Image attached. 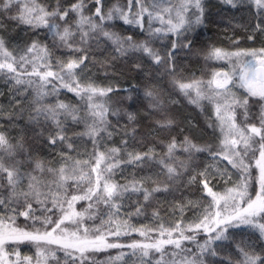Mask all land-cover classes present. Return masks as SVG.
Masks as SVG:
<instances>
[{"label": "snow or ice", "instance_id": "1", "mask_svg": "<svg viewBox=\"0 0 264 264\" xmlns=\"http://www.w3.org/2000/svg\"><path fill=\"white\" fill-rule=\"evenodd\" d=\"M238 2L221 0V3L233 8L237 7ZM249 2L264 11V0ZM89 4L94 11L88 7ZM204 13V0H126L124 4L117 3L107 9L103 0H75L66 8L57 0L54 9L45 7L38 0H0V30L5 28L3 17H6L18 25L27 26L33 32L46 29L53 47L82 53L76 58L57 59L55 67L59 70L54 71L53 52L47 43H42L38 38L32 39L19 49L18 54H13L4 36L0 35V79L8 84L10 93L8 106L0 105V120L21 128L16 137H9L6 130H0V264H32L33 257L21 258L19 246L24 244L35 245L36 256L45 259L47 257L43 246L57 245L58 250L64 253L65 264H96L93 253L125 248L130 250L129 256L139 255L142 264H152V259H144L152 251L160 254L156 264H215L209 258L216 257L217 249L230 239L242 257L236 264H264V257L249 251L242 241H235L229 232L232 228L247 226L258 231L261 238H264V48L231 53L212 48L209 52L207 58L214 59L251 57L239 72V87L245 89V94L241 96H236L228 88L232 81L227 74L218 80L216 77L222 74L215 73L206 84L195 79L185 82L177 75L176 53L177 50H192L193 39L190 36L204 25ZM113 21H122L124 25L138 28L147 33V38L136 40L133 35L111 31L113 25L109 22ZM254 31L264 33V20L254 25ZM100 36L113 45L116 53L113 59L130 53H141L154 65L172 75L174 86L190 97L191 103L199 105L201 100H207L213 104L216 124H210L209 127H216L221 133L218 148L213 151L210 146H198L186 136L179 144L173 138L167 144L163 156H159L151 147L143 152L129 151L127 139L121 141L122 147L100 151L101 141L105 137L110 139L115 130H110L111 125L107 119L109 109L95 103L93 98L106 96L113 88H99L91 83L82 85L76 79L75 71L88 59L89 42ZM169 36L174 37L170 41V48L161 51L152 46L153 41H163ZM248 38L253 39V36L249 35ZM133 67L137 71L144 70L140 62L134 63ZM54 81H59V87L74 92L85 101V115L81 116L78 108L64 102H44L45 97L58 93ZM29 91L32 93L30 100ZM144 95L150 99V107L162 110L163 102L157 92L147 90ZM26 101L27 106L21 107ZM257 108L258 111L254 110ZM111 114L119 115V112ZM125 115L128 123L124 135L135 138L137 114L126 112ZM69 120L74 125L82 122L85 124V131L74 135L87 136L93 146L89 160H74L71 165L68 164L72 159L69 153L75 151L76 140L69 135ZM20 121H23L22 126ZM173 123L174 120L166 114L164 119L156 121L159 128H169ZM0 129H3L2 124ZM177 148L188 153L189 160L195 153L207 151L214 162L209 167L227 161L228 165L237 170L239 179L233 187L221 194L210 186L214 176L208 167L191 175L189 184L199 182L210 200L201 216L186 226L177 222L172 227L160 224L157 229L134 228L125 220L116 224L115 228L102 230L98 226L90 234L89 228L82 224L83 213L73 208L77 201H92L95 198L96 203H103L110 210H115L113 214H116L121 206L117 201L125 197L131 200L133 196H142L143 204L137 199L135 212L132 213L141 215L154 193L168 191L169 184L165 182L162 186L148 188L145 183L150 178H133L125 185H117L111 182L114 169L121 163L139 166L155 161L166 174L167 180L171 181L179 175L175 166ZM45 149H59L64 163L59 168L48 166L39 158V153ZM121 152L125 153L127 160L121 159ZM179 168L187 169L188 164L181 161ZM224 172H227L226 167L221 174ZM45 175L53 179H42ZM197 177H200L199 181ZM69 181L75 183L69 185ZM85 181L86 187H82ZM152 182L155 184L154 180ZM253 185L257 188L254 198L249 192ZM67 187H74L76 193L69 195ZM34 204L38 207L34 208ZM189 204L199 206L194 201H189ZM88 207L91 208L92 204L89 203ZM37 211L41 215L38 216ZM57 212L60 215L53 220ZM19 216L32 222L31 230L15 226ZM153 216L159 217V212L154 211ZM66 222L74 225V228L69 229L65 226ZM49 226H52L51 230H48ZM41 228L44 230L41 231ZM122 228L126 231H121ZM150 231H157L158 236L149 237ZM130 232H138L151 242L133 241L124 244L108 239L109 236L119 238ZM200 233L206 236L202 243L197 240ZM184 241L194 244L195 250L185 247ZM6 245L16 247L9 253L5 250ZM168 246H172L171 250ZM10 255L16 259H9ZM50 255L59 264L55 251L50 252ZM125 255L121 252L115 259L122 260ZM37 264H40L39 259Z\"/></svg>", "mask_w": 264, "mask_h": 264}, {"label": "trees", "instance_id": "2", "mask_svg": "<svg viewBox=\"0 0 264 264\" xmlns=\"http://www.w3.org/2000/svg\"><path fill=\"white\" fill-rule=\"evenodd\" d=\"M38 2L49 9H54L57 5V0H38ZM59 2L62 7L66 8L75 2V0H59ZM103 2L105 9H107L117 3L124 4L126 0H103ZM204 4L205 22L204 25L197 28L190 36L193 39L192 50H177L176 53L177 75L185 82L195 79L206 84L212 80L213 75L219 69V65L214 58H207L212 48H220L230 52L248 48H264V34L254 31V25L259 23L258 19L252 17L249 20H245L241 15L236 14V12L232 13L230 8L223 6L216 0H206ZM88 7L94 11L91 4ZM3 20L5 28L0 30V35L4 36L8 42L7 47L13 54H18L19 49L23 48L26 43L38 38L42 43H47L52 49L54 71L59 70L55 67L57 59L67 60L82 55V53H72L67 48L53 47L51 37L47 35L46 29H38L36 32H33L27 26L18 25L15 21H10L6 17H3ZM109 23L113 25L110 29L111 31L122 35H133L136 40L147 38L146 32H141L138 28L124 25L122 21ZM157 26L159 25L157 24ZM249 35H252L253 39H249ZM172 39L174 37L169 36L163 41L155 40L152 46L164 51L166 48H170V41ZM114 56H116V53L111 42L100 36L89 42L88 59L84 65H81L83 71L76 72V77L82 85L91 83L99 88H113V91L106 96H96L93 98L95 103L102 104L109 109L107 119L111 125L110 130H115L110 139L105 137L101 141L99 150L103 149V151H107L112 147H122L121 141L127 139L129 151L143 152L151 147L155 149L159 156H163L167 151V144L173 138L179 144L184 141L186 136L198 146H210L213 151L218 148V136L209 127L212 114L210 106L205 102H200L199 105L191 103L190 97L185 96L174 86L173 76L166 72L164 68L154 65L148 57L142 56L141 53H130L128 56L116 59H113ZM136 62L143 64V71L134 69L133 65ZM33 79L35 78L33 77ZM54 83L58 87V93L45 97L44 102L50 104L64 102L78 108L81 116L85 115V101L81 100L74 92H69L66 88L59 87V81H54ZM147 90H154L159 94V98L163 102L162 110L149 106L150 99L144 95ZM49 91H51V86H49ZM31 97L32 93L29 91V100ZM9 99L10 93L4 91L3 95L0 96V105L7 107ZM26 106L27 101L21 105V107ZM254 110L258 111V108ZM112 112H119V115H112ZM126 112H135L137 114L138 123L135 125V138L124 135L125 126L128 123L127 116L125 115ZM165 114L173 119L174 123L169 128H159L156 121L164 119ZM0 124L3 125V129L0 130H6L9 137H16L21 132V128L9 125L6 120H0ZM68 124L69 135H72L76 140L75 151L69 153L72 159L68 161V164L71 165L74 160H89L90 154L93 151L91 140L87 136L77 137L74 135L85 131V124L82 122L74 125L70 120ZM20 125H23V121H20ZM128 130L130 131V128ZM120 157L122 160H127L124 152H121ZM39 158L44 160L48 166L54 168H59L64 163L59 155V149L55 151L45 149L39 153ZM181 161L188 164L187 169L179 168ZM213 163V158L207 151L195 153L193 158L189 160L188 153L177 148L175 152V166L179 170V175L171 181L167 180L166 174L161 171L160 165L155 161H148L139 166L121 163L118 168L114 169L111 175L112 183L125 185L133 180V178L137 180L150 178L146 180L145 187L162 186L167 182L170 186L169 190L154 193L144 212L139 216L132 213L135 212L137 199L143 204L142 196H133L131 200L125 197L122 201H117L121 206L119 213L116 214H113L115 210H110L103 203H96L95 198L92 201H77L73 205V208L75 211L83 213L82 224L89 228L90 234L98 226L102 230H106L110 227L115 228L116 224L125 220L134 228L146 227L157 229L160 224H163L165 227H172L177 222H181L182 225L186 226L201 216L203 209L207 207L210 200V197H207L206 193L203 192L202 185L199 182L189 184L191 175H195L197 172L208 167L214 176L210 186L218 193L225 191L229 185L234 186L235 182L239 179L237 170L233 169L231 165L224 162L227 165V172L221 174L225 168L222 166V162L214 167H209ZM218 169L221 171L218 172ZM42 179L51 180L53 177L45 175ZM199 179L200 177H197V181ZM153 180L155 184L152 182ZM74 183V181H69V185ZM81 186L86 187V181L82 182ZM255 190H257L255 185L249 188V192L253 198ZM67 192L69 195L75 194L76 189L74 187H67ZM189 201L197 202L199 206L193 207L189 204ZM89 203L92 204L91 208L88 207ZM33 207L36 208L38 206L34 204ZM49 207H51L50 204ZM65 208H67L66 204ZM154 211L159 212V217L153 216ZM36 214L38 216L41 215L39 211ZM48 215H51V213ZM59 215L60 213L57 212V215L52 217L53 220L57 219ZM109 220H111V223H108ZM31 223V221L19 216L16 218L15 226L21 228L27 227L31 230ZM65 226L69 227V229L74 228V225L68 222H66ZM51 227L49 226L48 230H51ZM43 230L41 228V231ZM121 231H126V229L122 228ZM229 232L235 241H242L249 251H254L257 255L264 257V239L255 230L245 227L241 229L232 228ZM148 236L155 238L158 236V232L150 231ZM108 239L109 241L124 244L133 241L151 242L149 239L140 236L138 232H130V234L122 235L119 238L109 236ZM205 239V234L200 233L197 235V240L201 243ZM184 246L195 250L194 244L188 241H184ZM14 247L16 246L6 245L5 250L11 253ZM171 247L168 246L169 250H171ZM19 251L21 252V258L23 256L33 257L32 263L38 259L35 245H20ZM53 251H55L56 257L59 259V264H65L63 251L58 250V248L53 249ZM129 251L126 248L108 249L99 253H93L92 257L96 264H113L116 260L115 258L121 252L128 255ZM217 251L218 255L216 257L209 258L215 264H236L238 259H242L231 239L223 242V246L218 248ZM50 252L52 251L48 253ZM159 255V253L152 251L150 252V256L144 259L150 258L152 259V264H156ZM131 258L134 260L133 264H142L139 255L131 256ZM9 259L14 261L16 257L10 255ZM165 260H167V257H165ZM45 264H57V261L50 255L45 259Z\"/></svg>", "mask_w": 264, "mask_h": 264}, {"label": "rangeland", "instance_id": "3", "mask_svg": "<svg viewBox=\"0 0 264 264\" xmlns=\"http://www.w3.org/2000/svg\"><path fill=\"white\" fill-rule=\"evenodd\" d=\"M205 1L206 0H204V3H205ZM216 1L220 4H222L223 6L230 8L232 10V13L236 12V14L241 15L242 18H244L245 20L246 19L249 20L252 17H255V19H258L259 22L261 20H264V11L258 10L253 4H250L249 0H239L237 7H235V8L231 7L230 5H226V4L221 3V0H216ZM258 33H262V32L258 31ZM259 49H261V48H255V49L254 48H248V49L240 50V52L259 50ZM222 50H224V49H222ZM224 51L230 52V51H226V50H224ZM233 52H238V51H233ZM248 59H251V57H246V56L235 57V56H233L229 59H215L219 65V69L216 73L222 74L220 76H217L216 79L222 80L223 74H227L231 78V81H232L231 83H229L228 88L236 96H241V95L245 94V89L239 87V72H240V69L243 67V64L246 63ZM81 69H82V66L80 69H76L75 71L77 72V71H80ZM76 79H78V78L76 77ZM212 79H213V77H212ZM214 87H215V85H213V88ZM4 91L9 92L8 84L4 80H0V92L4 93ZM192 95L194 96L195 93L193 92ZM200 102H205L208 106H210V108H212L211 124H213V125L216 124V118H215V114H214V105L209 103L207 100H201ZM210 128L217 134L218 141L220 143L222 136H221L219 129L216 127H210ZM219 143H218V145H219ZM100 151H103V149ZM221 162H222L223 167H227V165L225 164V163H227V161H224L225 163L223 161H221ZM229 170H230V167H229ZM229 184H232V183H229ZM231 187H233V185H229L228 187H226V189L231 188ZM226 189H225V191H226ZM225 191H223L221 194H223ZM245 227L250 228L247 226H241L239 229L245 228ZM256 232L259 233L258 231H256ZM43 248L45 249V256L49 257L50 253H48V252L53 251V249H57L58 246L57 245H44ZM38 259L40 261V264H45L44 257H39ZM125 262H126V264H133L134 260L131 258V256L125 255L124 259H122V260L116 259L113 262V264H125ZM32 264H37V259Z\"/></svg>", "mask_w": 264, "mask_h": 264}]
</instances>
